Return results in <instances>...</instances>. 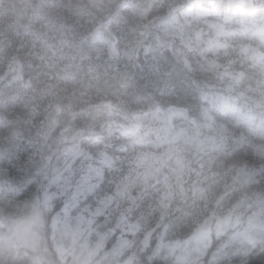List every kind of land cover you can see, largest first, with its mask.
Instances as JSON below:
<instances>
[{
	"label": "clouds",
	"instance_id": "obj_1",
	"mask_svg": "<svg viewBox=\"0 0 264 264\" xmlns=\"http://www.w3.org/2000/svg\"><path fill=\"white\" fill-rule=\"evenodd\" d=\"M0 264H264V0H0Z\"/></svg>",
	"mask_w": 264,
	"mask_h": 264
}]
</instances>
